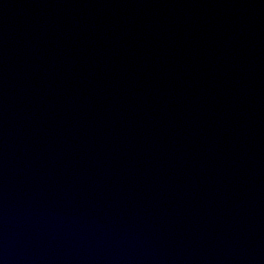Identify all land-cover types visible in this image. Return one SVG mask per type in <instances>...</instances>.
<instances>
[{
    "label": "water",
    "instance_id": "95a60500",
    "mask_svg": "<svg viewBox=\"0 0 264 264\" xmlns=\"http://www.w3.org/2000/svg\"><path fill=\"white\" fill-rule=\"evenodd\" d=\"M0 264H264V0H0Z\"/></svg>",
    "mask_w": 264,
    "mask_h": 264
}]
</instances>
